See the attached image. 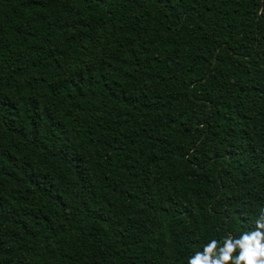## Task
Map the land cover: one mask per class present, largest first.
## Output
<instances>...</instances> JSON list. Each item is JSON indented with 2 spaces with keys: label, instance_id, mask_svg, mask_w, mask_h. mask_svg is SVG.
Segmentation results:
<instances>
[{
  "label": "trees",
  "instance_id": "obj_1",
  "mask_svg": "<svg viewBox=\"0 0 264 264\" xmlns=\"http://www.w3.org/2000/svg\"><path fill=\"white\" fill-rule=\"evenodd\" d=\"M262 209L264 0H0V264H188Z\"/></svg>",
  "mask_w": 264,
  "mask_h": 264
},
{
  "label": "clouds",
  "instance_id": "obj_2",
  "mask_svg": "<svg viewBox=\"0 0 264 264\" xmlns=\"http://www.w3.org/2000/svg\"><path fill=\"white\" fill-rule=\"evenodd\" d=\"M255 225L239 238L226 237L222 245L213 239L188 264H264V209Z\"/></svg>",
  "mask_w": 264,
  "mask_h": 264
}]
</instances>
